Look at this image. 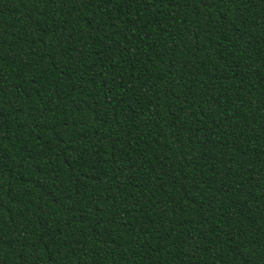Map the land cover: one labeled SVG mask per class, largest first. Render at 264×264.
<instances>
[{"label": "trees", "instance_id": "1", "mask_svg": "<svg viewBox=\"0 0 264 264\" xmlns=\"http://www.w3.org/2000/svg\"><path fill=\"white\" fill-rule=\"evenodd\" d=\"M0 264H264V0H0Z\"/></svg>", "mask_w": 264, "mask_h": 264}]
</instances>
